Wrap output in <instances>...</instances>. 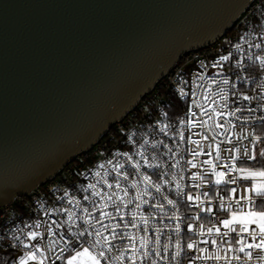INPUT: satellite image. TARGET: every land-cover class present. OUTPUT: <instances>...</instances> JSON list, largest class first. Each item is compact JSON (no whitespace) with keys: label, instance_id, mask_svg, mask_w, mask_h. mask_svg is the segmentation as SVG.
Here are the masks:
<instances>
[{"label":"water","instance_id":"1","mask_svg":"<svg viewBox=\"0 0 264 264\" xmlns=\"http://www.w3.org/2000/svg\"><path fill=\"white\" fill-rule=\"evenodd\" d=\"M252 1L0 0V206L90 149Z\"/></svg>","mask_w":264,"mask_h":264},{"label":"built area","instance_id":"2","mask_svg":"<svg viewBox=\"0 0 264 264\" xmlns=\"http://www.w3.org/2000/svg\"><path fill=\"white\" fill-rule=\"evenodd\" d=\"M241 36L244 37L243 40L239 39ZM237 43L244 50L242 53L231 47V45ZM255 43H261V48L257 49L254 46ZM249 44H252L253 47L249 48ZM227 51L233 52L231 61L225 62L224 67L221 69H213L211 64L214 57L217 54H225ZM261 54H264V0H253L224 34L206 46L184 52L155 86L143 94L135 106L121 120L113 123L90 149L75 154L52 179L38 185L28 194L18 195L10 204L0 206V249L3 250L0 253L6 255L4 259H0V264H4L5 259L13 255L23 254L26 249L13 240L12 237L16 235L26 238L27 231L32 228L37 219L41 221L39 228L41 232H44L45 228L51 224V220L63 221L66 214L58 212L48 213L46 216L45 209L53 206L71 208L72 206L66 199L63 203L57 205V200L63 196L64 190L68 189L70 194L78 195L76 189L79 188L80 184L87 182L85 177L80 176L79 173L86 168L95 170L97 164L109 159L113 160L114 163L124 165L123 170L129 173L127 179L120 178L122 186L129 189V199L135 195L136 189L132 186L134 182L140 181V187L143 188V173H147L153 182L161 184L159 193L155 189H149L153 192V195L144 197L148 200V203L142 204L139 210L148 219L147 231H144L141 215L137 213L135 215V221H137L135 228L128 227L124 229L121 227L116 229L117 239L112 241L113 247L109 253L111 257H118L121 252L127 254L133 251V249L127 247L128 237L124 235L127 231L135 236V254L137 257L135 264H152L153 259L157 261V264H188L190 259H192V264H264V248H251V259L245 255V252L249 249L245 248L244 252L239 251L240 245L236 241L240 236H243L246 245L253 242L252 236L248 233H240L238 227L236 232L230 231L227 236H224L225 229L220 224V221L225 219L228 214V208H221V203L231 205L232 209L236 210L239 198L250 196L255 210H258V206L262 207L264 205V199L257 197L255 192L247 191L250 186L249 181L245 180L241 173L227 172L225 179H234L235 183L217 185L212 178V174L208 171V166L202 164L204 160L211 158L217 164L218 170L227 171V166L233 163L229 157L235 155L237 168L259 169L254 166L255 159L248 160L246 157L230 150L239 148L242 151L246 148L250 153L256 155L257 150L264 148V119H262L264 118V70L259 67L258 61L249 59V57ZM241 57H243V68L236 65V60L241 59ZM201 61L204 62L203 66L200 64ZM201 71L204 72V78L197 79ZM178 76L185 83L181 84L180 80L177 79ZM208 78L217 80V84L212 85L209 93L217 91L220 80L224 78H227L234 86L229 88V86L224 85L225 91L229 93L235 91L237 93L236 96L229 94L227 109L219 107L220 100L218 96H210L209 102L215 100L214 107L220 111L239 110L235 111L232 116L214 117V119H218L220 124L224 125L223 129L215 128L214 130L202 131L199 127L191 129L185 127V139L181 141L178 135H173L174 132H178L180 129L178 119L180 117L187 118V108L192 99L198 101L202 99V93L208 87ZM193 81H195L194 88L192 86ZM177 85L184 87L188 95L184 97L174 95L175 86ZM192 91L196 92L195 97L191 96ZM241 94L247 95L251 99L243 100ZM150 110L151 115L149 116L147 113ZM161 111H166L168 116L160 115ZM193 111L197 112V116L193 119H205L197 109L193 108ZM206 111L210 115L212 114L210 109H206ZM157 119L170 124L167 133L159 131V126L155 124ZM125 133L135 134L138 141L141 134L148 137L149 142L144 145L143 154L152 163V167H148L144 164L143 158L136 155L140 150L139 144H130ZM189 135L192 136L193 140L200 139L201 135L209 137V140L201 141L204 152L194 158L197 167H190L187 163L189 159H193L187 149H196V145L187 142ZM213 136H215V141L220 142L221 158L219 160L215 159V148L212 149L210 155L207 154V144L213 142L211 139ZM254 137L260 139H256L253 144ZM153 140L157 143L153 144L151 142ZM164 145H167V147H164ZM177 145L179 146V152H177ZM125 151L140 162V169L134 170V164L119 154ZM173 153H176V155L173 156ZM262 158L260 168H264V156ZM177 161H179L178 164ZM174 164L176 166L172 167ZM104 167L109 171L108 179L111 182L115 177V172L111 170V166L107 163ZM193 172L202 174L209 183H201L199 177L193 178ZM101 174L103 175V171ZM173 174L182 177L180 182L184 187L180 196L176 195ZM88 179L95 182L97 178L89 175ZM164 180H168L169 184H164ZM73 184L76 186L75 189L69 187ZM197 184L200 185L198 188L196 187ZM232 188L236 189L234 193L229 191ZM56 189H59V191H56ZM105 190H108L106 186ZM112 191H117L114 186ZM189 193L193 197L199 196V202L195 199L189 200ZM164 196L175 200L176 204L169 205L163 199ZM221 197H223V200H221ZM239 202L246 210L247 201ZM85 203L81 201V206H84ZM157 203L163 205V210L155 207ZM40 204L45 205V209H41ZM209 208L211 211L207 210ZM75 210L78 211L79 209ZM109 210L111 211V208ZM262 210H264V207H262ZM125 211L128 215L124 219L132 221V213L136 211L135 203L130 204ZM93 215L95 216L96 213H93ZM48 217H51V219ZM177 223L180 225L179 231L175 227ZM189 223L193 225L191 229L187 227ZM200 225L204 226L203 235L200 234ZM209 227H213V232L209 233L207 231ZM215 227H219V233L215 231ZM249 227L256 228L255 225ZM17 229L19 231H16ZM256 232L255 242L259 243L258 228ZM142 236L147 241L146 250L149 253V255L144 256L143 260L140 259L145 250L140 247ZM121 237H123V240H121ZM48 239L45 235L42 244L46 245ZM213 239L217 241L216 245L211 244ZM177 240L180 241L181 250L173 258L172 254L178 251L176 247ZM189 241H196L197 246L189 249L187 247ZM13 244L16 247L13 248ZM166 245L167 251L164 250ZM200 248L206 251L200 252ZM157 252H159V256L156 255ZM217 253L221 256L219 261L211 258L204 259L209 254L214 256ZM225 255H227V261L224 259ZM233 257H239V259ZM125 259H127V255H125ZM115 264H123V262L116 260ZM129 264H132V262L129 261Z\"/></svg>","mask_w":264,"mask_h":264},{"label":"snow or ice","instance_id":"3","mask_svg":"<svg viewBox=\"0 0 264 264\" xmlns=\"http://www.w3.org/2000/svg\"><path fill=\"white\" fill-rule=\"evenodd\" d=\"M243 40L244 37L241 36L239 38ZM257 49L261 48V43H255L254 45ZM232 48L237 49L239 52H243L244 50L241 48L240 44L231 45ZM249 48L253 47L252 44L248 45ZM233 58V52L227 51L225 54H217L214 57V60L211 64L213 69H221L224 67L225 62H230ZM242 59L236 60V65L240 68H243ZM249 59H254L259 62V67L264 70V54L257 55L255 57H249ZM200 64L203 66L204 62L201 61ZM204 78V72L201 71L197 79ZM177 79L180 80V83L183 84L185 81L178 76ZM239 79V77H237ZM217 84L216 79L208 78V87L204 89L202 93V99H192L191 103L187 108V118L180 117L178 119V124L180 129L178 132H174L173 135H178L181 141L185 139L184 128L187 127L191 129L193 127H199L203 130H214L215 128L223 129L224 125L218 122L220 117H228L235 114V111L239 109H234L233 111H220L217 110L214 105L216 104L215 100L210 101V96H218L220 100L219 107L221 109L228 108V99L229 94L231 96H236L237 93L235 91L226 92L224 85L229 86V88L234 87L231 85V82L224 78L220 80L217 91L209 93V90L212 88V85ZM193 88L195 87V81H193ZM174 95L178 97H184L188 95L186 93L184 87H180L179 85L175 86ZM191 96L195 97L196 92L192 91ZM243 100H249L251 97L241 94ZM150 107V106H149ZM193 108L197 109L201 116H204L205 119H193V117L197 116V112L193 111ZM206 109L211 110V115ZM147 115H151V110L147 113ZM160 115L167 117L168 113L166 111H161ZM264 119V118H262ZM212 123H209V122ZM230 123V122H229ZM155 124L159 126V131L161 133H167L170 128L169 123H164L161 120L157 119ZM151 127V125H149ZM220 134V133H217ZM127 140L130 144L136 145L139 144V151L136 153L137 156L143 158L144 164L148 167H152V163L148 160L147 157L144 156V145L147 144L148 137L144 134L140 135L139 141L136 139L135 134L125 133ZM231 135V133H229ZM238 135V134H237ZM213 142H209L207 144L208 153L211 154L213 148L216 149L215 159L219 160L221 158V150H220V142L215 141V136L212 138ZM227 139V137H225ZM256 139H260L259 137H254L253 144ZM209 140L208 136L201 135L200 139L193 140L192 136L189 135L187 137V142L189 144L196 145V149L192 148L187 149L191 153V157L193 159L188 160V165L190 167H197V164L194 163V158L204 152V148L201 147V141ZM153 144L157 143L156 141H151ZM167 147V145H164ZM230 151H235L237 154H240L246 157L248 160H254L255 154L250 153L248 149H243L242 151L237 148ZM177 152H179V146L177 145ZM120 155L127 158L128 161H131L134 164V170H138L141 167V164L138 160L129 154V152L125 151L119 153ZM260 156H264V148L260 149ZM173 156L176 153L172 154ZM155 158V157H153ZM182 158V157H181ZM233 161L231 165L227 166V171L218 170L217 164L213 159H207L202 162L203 165L208 166V171L212 174V178L215 180L217 185L222 183L234 184V179H225L227 176V172H239L244 176V179L249 181L248 192H255L257 197L264 199V168L252 169V168H237L236 166V156L231 155L229 157ZM107 163L111 166V170L115 172V177L110 180L109 171L105 169L104 165ZM177 164L179 161L176 162ZM176 165H172L175 167ZM124 165L120 163H114L113 160L109 159L107 161L100 162L96 165L95 170L85 169L83 172L79 173L80 176L85 177L87 180L86 183H82L79 185V188L76 189L78 195L70 194L68 189H65L63 192V196L57 200V205L63 203L66 199L68 203L72 206L68 207H57L53 206L52 208L45 209V205L40 204L41 209H45V215L48 213H64L66 214L65 219L63 221L58 222L57 220H51V224H49L44 232L39 231L41 226V221L37 219L32 228H30L26 233V238L23 236L14 235L13 240L17 241L20 245H22L26 250L21 255H13L10 258L5 259L4 264H115L116 260H120L123 264H129V261L132 264H135L137 259L135 254L136 243L135 236L131 233L125 231V236L128 237V245L127 247L133 249L132 252H128L125 254L121 252L118 257H111L109 253L112 251V241L117 239L116 229L123 227L127 229L128 227L135 228L137 221H135V215L139 213L141 215V221L144 224V231H147L148 219L143 216L142 213L139 212L142 204H147L148 200L144 199L145 196L151 197L153 192L149 189H155L157 193L161 191V184L157 182H153L151 177L147 173L142 174L143 188L140 187V181H136L133 183V187L136 189L135 195L129 199V189L125 188L121 184V177L127 179L129 176L128 172L123 170ZM103 171V175L101 172ZM96 177L97 179L93 182L88 177ZM163 175V174H161ZM193 178L199 177L201 183H209L208 180H205L204 176L200 173L193 172ZM182 177H177L173 174V180L175 181V189L176 195L180 196L182 194L183 185L181 184ZM164 184H169L168 180L163 181ZM105 186L108 189L105 190ZM113 186L117 191L113 192ZM200 185L197 184L198 188ZM70 188H76V186L70 185ZM59 191V189H56ZM230 192H235L236 189L232 188L229 190ZM90 193V194H89ZM207 195V193H205ZM164 200L169 205H175L176 201L173 199H169L168 196L163 197ZM189 200H197L199 202V196L193 197L191 193L188 194ZM223 200V197H221ZM81 201L86 202L84 206H81ZM239 201H247L246 210L244 206ZM237 202L236 210L232 209L231 205H225L224 203L220 204L221 208H228V214L225 219L220 221V224L223 225L225 231L223 232L224 236H227L228 233L236 232L237 227L239 228L240 233H248L253 237V242L249 244L244 243L243 236L236 241L239 245V251L244 252L245 248L249 249V251L245 252V255L251 259L252 253L250 251L251 248H264V210L257 211L255 210L252 199L250 196H241ZM135 203L136 211L132 213L133 219L132 221L125 220L124 217L128 215L125 209L130 205ZM155 207L163 210V205L157 203ZM264 207V205H262ZM111 208V211L109 210ZM75 209H79L78 211ZM211 211V209H207ZM93 213H96L94 216ZM97 216L99 217L97 219ZM51 219V217H48ZM119 218V219H117ZM123 221V223H121ZM82 222V223H81ZM250 225H255L256 228L249 227ZM27 227V226H26ZM176 229L179 231L180 225L177 223L175 225ZM189 229L193 227L191 223L187 225ZM259 230L260 241L259 243L255 242L256 237V229ZM111 229V230H109ZM204 226L200 225V234L203 235ZM213 227H209L207 231L209 233L213 232ZM16 231H19L17 229ZM215 231L217 233L220 232L219 227H215ZM45 235L49 238L46 245L42 244V241ZM123 240V237H121ZM217 241L215 239L211 240L212 245H216ZM197 246L196 241H189L187 243V247L192 249ZM12 247H16L15 244ZM140 247L145 249L141 254L140 259L143 260L144 256L149 255L147 249V241L145 237L140 238ZM177 252L173 253L172 256H175L181 250L180 241L176 242ZM231 247V245H229ZM165 251H167V245L165 246ZM200 252H205L206 250L203 248L199 249ZM125 255H127V259H125ZM159 256V252L156 253ZM214 259L219 261L221 256L217 253L214 256L209 254L204 257V259ZM234 259H239V257H233ZM224 259L227 261V255L224 256ZM152 264H157L155 259L152 260ZM188 264H192V259L188 261Z\"/></svg>","mask_w":264,"mask_h":264},{"label":"trees","instance_id":"4","mask_svg":"<svg viewBox=\"0 0 264 264\" xmlns=\"http://www.w3.org/2000/svg\"><path fill=\"white\" fill-rule=\"evenodd\" d=\"M260 150V149H259ZM259 150H257V152H256V155H255V160H254V166L256 167V168H260L261 167V165H262V157L263 156H260V151Z\"/></svg>","mask_w":264,"mask_h":264},{"label":"rangeland","instance_id":"5","mask_svg":"<svg viewBox=\"0 0 264 264\" xmlns=\"http://www.w3.org/2000/svg\"><path fill=\"white\" fill-rule=\"evenodd\" d=\"M260 210H262V207L261 206H258V210L257 211H260ZM5 257H6L5 254H1L0 253V259H4Z\"/></svg>","mask_w":264,"mask_h":264}]
</instances>
